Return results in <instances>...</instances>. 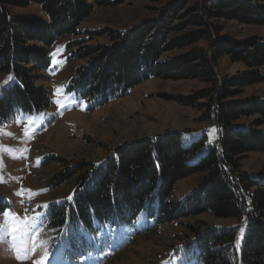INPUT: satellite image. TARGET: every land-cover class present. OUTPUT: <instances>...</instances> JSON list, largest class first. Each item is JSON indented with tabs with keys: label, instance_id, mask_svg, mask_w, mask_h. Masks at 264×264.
I'll use <instances>...</instances> for the list:
<instances>
[{
	"label": "trees",
	"instance_id": "trees-1",
	"mask_svg": "<svg viewBox=\"0 0 264 264\" xmlns=\"http://www.w3.org/2000/svg\"><path fill=\"white\" fill-rule=\"evenodd\" d=\"M131 1L0 0V75L14 79L1 90L0 125L17 110L34 115L49 108L52 92L39 83L49 79L50 50L57 40L79 35L97 8ZM193 1L167 2L153 17L125 30L86 31L87 37L68 45L71 58L84 61L69 89L82 100L104 104L150 78L199 80L209 87L176 100L192 107L210 100L207 117L213 113L221 127L220 146L209 147L192 164L188 160L206 143L185 147L177 131L118 145L101 166L80 162L67 174L59 173L57 181L75 178V190L70 200L51 205L47 222L59 232L97 236L125 233L143 218L154 236L161 226L202 215L238 220L230 228L194 229V239L179 250L185 258L179 264H264V173L251 174L240 165L246 154H264V98H236L247 87L264 83V38L236 40L214 24L264 25V0ZM33 5L42 15L14 12ZM190 28L195 30L188 33ZM224 57L245 69L220 77L217 64ZM197 174L203 176L192 193L174 200L176 183ZM8 208L0 194V227Z\"/></svg>",
	"mask_w": 264,
	"mask_h": 264
},
{
	"label": "rangeland",
	"instance_id": "rangeland-1",
	"mask_svg": "<svg viewBox=\"0 0 264 264\" xmlns=\"http://www.w3.org/2000/svg\"><path fill=\"white\" fill-rule=\"evenodd\" d=\"M170 1L134 0L114 7L97 8L80 26L79 35L60 38L50 50L49 79L39 83L52 92L49 108L34 115H25L17 110L10 121L0 125V194L9 204V215H3L0 228V264H33L41 255V251H37L28 260L16 259L13 243L23 246L29 242V236L18 231L13 237L9 229L14 217L41 227L43 238L49 245V257L44 264H179L184 258L180 257L179 250L194 239V229L205 231L207 226L230 228L240 223L238 220H220L211 215H202L161 226L152 236L141 218L135 229L125 233L89 236L83 231L59 232L47 222L51 205L70 200L68 198L75 190V178L57 181L55 178L59 173L67 174L80 162L101 166L118 145L136 138L177 131L182 134L185 147L202 140L206 143L188 160L192 164L204 157L209 147L220 146L221 127L213 113L210 112L212 119L207 117L209 106H212L210 100H202L201 107L199 104L198 107L186 106L176 100L179 96H194L209 87L199 80L150 78L126 95L104 104H99L98 99L82 100L69 89L76 69L84 65V61L71 58L68 49L70 43L87 37L86 31L128 29L153 17L159 8ZM14 12L42 15L36 5ZM214 24L222 30V35L236 40L264 38V25H243L224 20L215 21ZM194 30L190 28L187 32ZM177 35L181 33L173 36ZM199 45L204 46L205 43ZM185 52L187 49L171 52L167 56ZM244 69L227 57L221 58L217 64L220 77L233 76ZM9 76L13 77L11 74L0 75V91L14 81H9ZM253 96L264 98V83L247 87L236 98ZM254 120L255 117L245 118L240 124ZM240 165L242 171L264 173V154H246ZM202 176L197 174L178 181L173 199L184 200ZM34 216L38 218L29 219Z\"/></svg>",
	"mask_w": 264,
	"mask_h": 264
},
{
	"label": "snow or ice",
	"instance_id": "snow-or-ice-1",
	"mask_svg": "<svg viewBox=\"0 0 264 264\" xmlns=\"http://www.w3.org/2000/svg\"><path fill=\"white\" fill-rule=\"evenodd\" d=\"M13 77L9 76L8 80L11 81ZM2 91H0V96H2ZM59 103V101H57ZM44 191H47L45 189ZM19 194V193H18ZM71 199V196L68 198ZM9 213L5 212L4 216H8ZM38 217H30V220L37 219ZM10 233L15 236L16 232H22L24 235L29 236V242L23 246H17L13 243L12 248L16 253V259L19 261H25L30 259L37 251H41L39 259L34 260L33 264H44L49 257V245L48 241L43 238V231L39 225L33 226L28 220L21 219L19 217L13 218V223L9 229Z\"/></svg>",
	"mask_w": 264,
	"mask_h": 264
}]
</instances>
